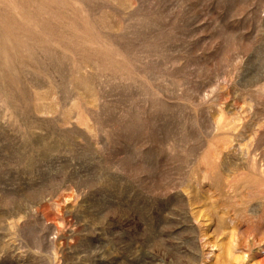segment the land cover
<instances>
[{
  "label": "rangeland",
  "instance_id": "rangeland-1",
  "mask_svg": "<svg viewBox=\"0 0 264 264\" xmlns=\"http://www.w3.org/2000/svg\"><path fill=\"white\" fill-rule=\"evenodd\" d=\"M0 264H264V0H0Z\"/></svg>",
  "mask_w": 264,
  "mask_h": 264
},
{
  "label": "bare ground",
  "instance_id": "bare-ground-1",
  "mask_svg": "<svg viewBox=\"0 0 264 264\" xmlns=\"http://www.w3.org/2000/svg\"><path fill=\"white\" fill-rule=\"evenodd\" d=\"M23 13V12H22Z\"/></svg>",
  "mask_w": 264,
  "mask_h": 264
}]
</instances>
